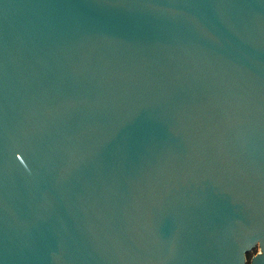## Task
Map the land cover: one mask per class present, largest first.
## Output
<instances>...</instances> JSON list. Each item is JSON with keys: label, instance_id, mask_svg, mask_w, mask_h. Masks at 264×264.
<instances>
[{"label": "water", "instance_id": "95a60500", "mask_svg": "<svg viewBox=\"0 0 264 264\" xmlns=\"http://www.w3.org/2000/svg\"><path fill=\"white\" fill-rule=\"evenodd\" d=\"M0 264H264V0H0Z\"/></svg>", "mask_w": 264, "mask_h": 264}, {"label": "rangeland", "instance_id": "374dc122", "mask_svg": "<svg viewBox=\"0 0 264 264\" xmlns=\"http://www.w3.org/2000/svg\"><path fill=\"white\" fill-rule=\"evenodd\" d=\"M256 251H253L251 255H249V258L255 253Z\"/></svg>", "mask_w": 264, "mask_h": 264}, {"label": "trees", "instance_id": "16d2710c", "mask_svg": "<svg viewBox=\"0 0 264 264\" xmlns=\"http://www.w3.org/2000/svg\"><path fill=\"white\" fill-rule=\"evenodd\" d=\"M252 253H250L249 255H251Z\"/></svg>", "mask_w": 264, "mask_h": 264}]
</instances>
